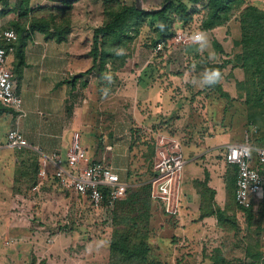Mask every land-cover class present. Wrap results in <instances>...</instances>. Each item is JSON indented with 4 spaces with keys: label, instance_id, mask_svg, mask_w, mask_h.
<instances>
[{
    "label": "rangeland",
    "instance_id": "rangeland-1",
    "mask_svg": "<svg viewBox=\"0 0 264 264\" xmlns=\"http://www.w3.org/2000/svg\"><path fill=\"white\" fill-rule=\"evenodd\" d=\"M121 1L129 4L133 0ZM164 1L138 0L137 5L155 8L163 4ZM183 1L188 4V12H190L191 18L187 21L181 20L178 16L173 19L174 33L172 36H176L178 31L184 32L185 36L200 32L204 37L202 42H196L195 39L189 37L190 41L185 45H179L176 42L171 44V55L154 53L152 52L153 22L148 19L147 24L141 27L139 34L123 50L125 54H128V58L125 60L127 69L130 71L128 77L131 76L132 79H135L137 74L141 72L143 78L151 82H160L165 90V99L167 100L164 99L166 104H162L163 107L157 112H153L149 105L146 106L147 104L143 110L139 108L143 117L138 116L134 119L132 126L134 131L129 144L131 159L130 179L128 180L129 191L135 190L141 184L149 181L155 163L163 157V153L168 151L171 143L170 138L177 140L180 145L182 143L202 144L206 139V149H208L214 144L218 133H220V138L224 140L225 144L218 146L215 152L221 157L224 155L227 144L240 142L245 136L250 141H255L257 138L264 141V107L254 111L255 108L246 105L244 102L248 99V93L246 94L242 88L244 87L242 82L251 77L252 69L246 67V70L244 68V62L240 56L242 55L241 46L234 45V41L241 36L240 19L243 17L242 12L235 9L232 13L227 14L228 18L222 25L210 30H203L201 26L207 17L206 0H201L195 4H191L188 0ZM248 1L264 7V0ZM16 2L18 0H7V3L4 4L7 6L5 7L6 13L3 15L2 22L4 21V25L2 26L11 27V21L15 19H18L19 22L22 21L17 17V9H14ZM22 3L24 4V2ZM44 3L46 1L32 0L27 4L31 6L32 15L40 16L51 10L50 6ZM72 6L73 9L69 13L74 28L71 30L74 33L76 28L87 31L89 29L87 35L90 34V38L83 37L81 39L83 45L81 53L91 59L88 51L91 47L92 29L103 24L105 20L103 0H75ZM171 14L172 16L176 15L170 11ZM143 65L145 67L142 72L140 68ZM206 71H219L221 76L214 85L202 87L200 80ZM86 77L97 80L96 73H89ZM17 79L16 77L15 80L17 81ZM192 81H196V83H192ZM107 82H109L107 85L101 84L100 81H97L98 84H93L92 91L88 92L89 95L92 94L90 100L94 103L97 102L95 107H98L101 101L111 96L112 102L122 106L124 100L119 98L122 96L120 95L122 81L117 78L115 81ZM17 86L19 87V85ZM83 88L82 86L78 88V94L81 95L78 96L80 101H83L86 95H84V90H81ZM35 91V87L27 85L25 91H19V95L24 102V100H30L36 94ZM130 96L133 98V95ZM175 100L179 101V109L173 110V113L167 117L169 110L166 113L162 110H166V106H173ZM76 105H79V102H76ZM255 113H258L259 116L258 123L249 119V115L253 116ZM35 118L38 122L32 127V132L43 135L49 129L45 125L47 118L42 117L37 112ZM99 128L101 127L97 129ZM81 130L84 134L89 133L86 127H82ZM87 137L89 139L87 142L84 141V145L92 152L95 147V137ZM106 141L112 143L110 138H107ZM257 143H261L260 146L264 145V142ZM159 145L161 148H158ZM105 152L113 161V166L118 167L114 170L122 174L125 167L123 155L126 153V149L114 146L111 151L105 148ZM90 155L94 157L95 152L90 153ZM186 155H184L185 159ZM254 163L256 164V162ZM28 164L22 165V171H29L30 164ZM29 185V182L24 183L18 188L21 192L27 193ZM43 187L44 183L38 185V190H33L41 193V198L36 199L39 204L36 202L37 206H35L37 209L42 206L43 211L41 210V213L29 223L32 226L34 237L24 240L27 242L24 252L27 258L24 263L17 264H57L55 261L57 258L63 259L64 262L73 260L77 264H82L86 256L92 255L102 262L99 264H108L109 257L105 246L108 245L114 228L111 221L112 208L90 207L73 191L63 188L64 191L58 186L49 189L53 190L50 192L52 195L49 196L47 187ZM148 194L150 198V189ZM262 198H264V189ZM261 200L249 208L252 213L249 224L245 212L233 199V205L229 204V213L225 214L227 216L223 219L226 221L225 230L221 231L219 236L213 240L207 238L208 235H206V239L195 237L193 240H182L179 236L173 235L175 239H172V234H174L172 230H167V227L164 230L160 229L162 226L171 227L174 224V219L165 216L159 205L152 201L148 208L144 207L145 201L137 204L136 207L143 209L144 213L146 208L147 214L149 211L148 219L142 221V224H146L150 232L152 264H211L207 256L211 254L214 243H222L223 254L227 258H231L232 256L243 255V246L247 242L254 246L255 241L260 242V236L262 244L259 249L264 253V199ZM61 226L65 227L61 229ZM258 228L261 229V232L258 231ZM55 235H57L56 241L60 239V243L59 250L53 252L49 251L47 245L51 243L48 242V239L55 237ZM156 239L159 242L158 246ZM31 240L34 241V244L30 243ZM240 242L241 244H239ZM10 247L13 246L10 245ZM50 255H52L51 260H46ZM249 261L248 259L246 264H250ZM7 264L14 263L8 262Z\"/></svg>",
    "mask_w": 264,
    "mask_h": 264
},
{
    "label": "crops",
    "instance_id": "crops-1",
    "mask_svg": "<svg viewBox=\"0 0 264 264\" xmlns=\"http://www.w3.org/2000/svg\"><path fill=\"white\" fill-rule=\"evenodd\" d=\"M42 1H46L44 4L48 6L52 4L62 5L52 0ZM6 3L7 0H0V10L6 9V5H4ZM256 5L261 7L259 4ZM261 8L264 9V7ZM3 17L0 14V26L11 29L9 26H2L4 25ZM74 31L73 33L71 30L67 39L62 41L46 38L45 34L39 30L32 31L23 47L24 64L17 81L15 80L16 76H14L15 52L12 47H7L15 39L1 41V44L5 48L7 47V62L12 70L14 82L16 81L15 89L19 93L21 90L25 91V86L30 85L36 88V94L24 102L21 98L24 112L21 117L23 118H16V113L11 108L9 109L0 103V264H7L8 262L17 264L26 261L27 257L24 252L27 242L24 240L34 237L32 226L29 223L41 213V210L43 211L41 205L40 209L36 208L35 203L39 204L36 199L41 198V193L40 191H33L34 185L44 183L49 196L52 195L50 192L53 191L49 189L56 186L60 187L61 190L73 191L80 196L74 190L62 187L54 176L57 165L66 167V154L76 132L80 134L81 143L88 156L93 160L105 161L119 175L120 179L128 184L131 166L129 144L134 131L132 126L136 117H143L139 108L143 110L149 105L153 112H157L165 103L166 94L160 82H151L143 78L141 72L137 74L135 79H132L131 76L128 77L130 71L125 62L128 56L124 59L123 64H119V66L115 64L118 66L115 70L112 69L111 64H107V75L97 76V80L92 77L87 79L86 71L91 67L92 61L81 53L83 48L81 39L83 37L90 38V34L87 35L89 29L87 31L76 28ZM144 67L143 65L140 68L142 72ZM75 76L77 79L73 84L71 80ZM106 76H110L112 81L117 80V78L122 81L120 87V95L122 96L119 97L124 100L122 106L112 102L111 96L103 100L104 102L101 101L98 107H95L97 102L94 103L90 100L92 94L89 95L88 92L92 91L93 84H98L97 81H100L101 84L107 85L109 80L105 79ZM83 80H86V85L81 90H84V95H86L83 101H80L78 96L81 95L78 94V88L82 86ZM130 95H133V98ZM175 101L173 106H166L167 109L162 110L165 113L169 110L167 117L173 113V110L179 109V101ZM76 102H79V105H76ZM36 112L47 118L45 125L49 129L43 135L32 132V127L38 122L35 118ZM14 127L20 129L26 141V146L21 149L8 147L5 143L8 130ZM82 127H86L89 133L84 134L81 130ZM98 127L101 128L97 129ZM87 136L95 137V147H92V152H95L94 157L91 156L92 154L90 155L91 150L89 151L84 145V141L87 142L89 139ZM107 138L112 139V143H108ZM223 143L225 144L224 140L220 138V133H218L214 144L208 149H206V139L202 144H181L183 156L187 154V157L178 179L180 216L177 218L169 216L161 208L160 203L150 197L153 203L159 205L165 216L174 219V224L171 227L162 226L160 230L167 227V230L173 231L172 237L173 235L179 236L182 240H193L195 237L206 239V235H208L207 238L213 240L219 236L221 231L225 230V225L220 223L218 215L223 212L228 214L229 204L233 205L236 175L232 166L215 152L218 146L224 145ZM114 146L126 149V153L123 155L125 167L122 174L114 170L118 167L113 166V161L105 152V148L111 151ZM53 153L56 154L55 162L44 161L42 154L52 155ZM254 162L253 164H255ZM25 163L30 164L28 172L22 171V165ZM41 171L45 173L43 174ZM28 182L30 189L28 188L27 193L21 192L18 188L19 185ZM148 183L150 185V181ZM262 196L254 200L252 206L260 199L263 200ZM80 198L85 200L81 196ZM64 227L61 226V229ZM259 231L261 232V229ZM56 239L57 235L48 239V242H51L47 245L49 251L59 250L60 239L57 241ZM260 242L262 243L261 236ZM30 243L34 244V241L31 240ZM221 246L222 243L213 244V248H221ZM105 247L109 257V245ZM209 256L208 254V259ZM51 258L52 255L46 260L50 261ZM55 261L57 264H77L73 260L64 262L60 258ZM90 263L99 264L102 262L93 255L86 256L82 264Z\"/></svg>",
    "mask_w": 264,
    "mask_h": 264
},
{
    "label": "trees",
    "instance_id": "trees-1",
    "mask_svg": "<svg viewBox=\"0 0 264 264\" xmlns=\"http://www.w3.org/2000/svg\"><path fill=\"white\" fill-rule=\"evenodd\" d=\"M52 1L62 5L52 4L51 10L40 16L31 14V6L27 4L29 0H18L14 5V9H17V17L22 21L19 22L18 19L11 21V29L16 33V38L7 47H12L15 52L14 76L17 78L20 77L21 67L24 64L23 47L32 31L39 30L45 34L46 38H53L56 41L67 39L71 31L72 19L69 11L73 9L72 4L75 0ZM188 1L195 4L201 0ZM103 4L105 20L103 24L92 29L91 47L88 51L92 65L86 71L87 74L96 73L99 77L107 75V64H111L113 70L117 69L119 64H123L128 55L123 50L139 34L141 27L147 24L148 19L153 22V47L156 43L173 35V19L177 16L183 21L191 18L188 4L183 0H165L163 4L155 8L139 7L135 0L129 4L121 0H103ZM205 7L207 17L201 26L203 30H210L222 25L228 18L227 14L232 13L235 9L242 12L241 36L234 41V45L241 46L242 55L240 56L244 62V68L252 69L251 77L242 82L244 83L242 88L246 94L248 93V99L244 102L255 108L254 111L261 110L264 107V9L248 0H206ZM170 11L176 15H170ZM5 13L6 9L0 10L1 15ZM76 79V76L73 77L71 83L74 84ZM81 85L84 87L86 80H83ZM258 117V113L253 116L249 115V119L256 123L259 121ZM253 141L250 142L254 146H260L261 143L257 142H264L260 138ZM229 165L232 166L236 175L235 165ZM149 189L148 182L141 184L135 190L129 191L128 189L126 195L116 201L112 207L111 221L114 228L108 241V264L153 263L149 240L150 232L146 224H142V221H146L149 216V211L147 214V208L151 202L148 194ZM144 201L146 203L144 207H147L145 213L143 209L136 207L137 204ZM240 208L245 212L250 224L249 218L252 217L250 207ZM225 216L227 215L224 212L219 213L220 223H226L223 220ZM261 244V242L255 241L252 246L250 242H247L243 246V255L231 258H227L223 254L222 248L215 247L212 249L209 260L211 264H246L249 259L250 264H264V253L259 249Z\"/></svg>",
    "mask_w": 264,
    "mask_h": 264
},
{
    "label": "built area",
    "instance_id": "built-area-1",
    "mask_svg": "<svg viewBox=\"0 0 264 264\" xmlns=\"http://www.w3.org/2000/svg\"><path fill=\"white\" fill-rule=\"evenodd\" d=\"M178 31L176 36L167 38L152 47L154 53L171 55V44L174 42L185 45L190 39L200 36V32H194L191 36H185ZM16 33L13 29L0 26V103L11 108L16 118L24 115L22 100L15 89L13 73L7 62V50L1 44L3 40H14ZM185 49V48H184ZM183 50V49H182ZM168 151L163 153L154 167L150 180V196L160 203L161 208L172 217L181 214L180 197L178 195V179L180 170L186 159L183 156L180 143L171 139ZM6 145L11 148L21 149L26 146V141L20 129L11 128L6 134ZM158 148H161L159 145ZM44 161L55 162L56 154H42ZM223 158L226 163L235 165L236 181L234 201L243 208L252 206L254 200L263 194L264 186V145L254 146L245 138L240 142L226 145ZM256 164H253V162ZM66 167L56 166L54 176L58 183L67 189H72L83 197L88 206L93 208H112L116 201L122 199L128 190V184L122 181L117 173L103 160L91 159L76 132L66 154ZM41 173H45L41 171ZM38 183L33 187L38 190Z\"/></svg>",
    "mask_w": 264,
    "mask_h": 264
},
{
    "label": "clouds",
    "instance_id": "clouds-1",
    "mask_svg": "<svg viewBox=\"0 0 264 264\" xmlns=\"http://www.w3.org/2000/svg\"><path fill=\"white\" fill-rule=\"evenodd\" d=\"M203 39H204L203 35L195 37L196 42H202ZM118 54H122V53H118ZM220 76H221V74L219 71H206L200 80V86H202V87L203 86H212L218 82V80L220 79ZM105 79L110 81L111 77L106 76ZM192 83H196V81H192Z\"/></svg>",
    "mask_w": 264,
    "mask_h": 264
},
{
    "label": "water",
    "instance_id": "water-1",
    "mask_svg": "<svg viewBox=\"0 0 264 264\" xmlns=\"http://www.w3.org/2000/svg\"><path fill=\"white\" fill-rule=\"evenodd\" d=\"M138 2V0H136V3Z\"/></svg>",
    "mask_w": 264,
    "mask_h": 264
}]
</instances>
